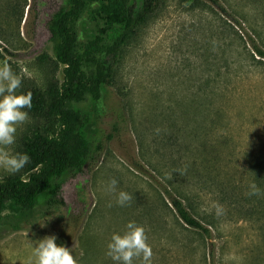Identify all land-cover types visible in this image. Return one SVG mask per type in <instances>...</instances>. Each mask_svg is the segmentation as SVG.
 <instances>
[{"label":"rangeland","instance_id":"obj_1","mask_svg":"<svg viewBox=\"0 0 264 264\" xmlns=\"http://www.w3.org/2000/svg\"><path fill=\"white\" fill-rule=\"evenodd\" d=\"M63 2L0 0V65L23 78L18 94L63 78L49 30ZM220 2L226 10L207 0H161L136 28L97 103L94 162L63 178L64 204L43 197L30 211L8 204L0 264H35L37 241L48 236L79 264H114L107 245L129 221L145 226L153 264H264V196L245 195L252 182L264 192V57L250 41L264 46V0ZM94 28L86 13L78 23L82 45ZM180 107L187 113L179 115ZM27 111L31 121L18 129L14 154H23L24 134L50 131L56 121L47 110ZM179 123L196 128L195 155L179 149ZM7 174L0 169V179ZM179 180L190 181L181 194L208 235L171 204L164 187L179 194ZM119 191L132 194L129 206L116 203ZM216 203L226 209L220 217Z\"/></svg>","mask_w":264,"mask_h":264},{"label":"trees","instance_id":"obj_2","mask_svg":"<svg viewBox=\"0 0 264 264\" xmlns=\"http://www.w3.org/2000/svg\"><path fill=\"white\" fill-rule=\"evenodd\" d=\"M207 1L226 10L220 0ZM160 2L64 0L55 10L49 21V30L54 42L55 61L62 65L63 78L53 81L47 88L29 86L24 94H33L30 109L33 113L47 110L56 121L50 131L35 128L22 136V152L30 156V163L21 172L0 179V215L10 203L21 211H30L41 197L49 205L65 203L60 196L63 178L84 172L94 162L98 147L94 127L98 121L97 103L104 96L106 86L113 82L121 51L136 28L158 9ZM86 13L95 28L92 38L82 45L78 23ZM250 41L255 52L264 57V46L253 37ZM185 113L187 109L180 107L179 115ZM197 136L193 125L179 123V149L183 146L195 155L199 150L194 141ZM183 161L179 157L180 175H185L188 168ZM184 181L179 180V194L167 186L164 190L181 219L208 235L210 229L183 199L181 193L190 183L188 181L186 185Z\"/></svg>","mask_w":264,"mask_h":264},{"label":"clouds","instance_id":"obj_3","mask_svg":"<svg viewBox=\"0 0 264 264\" xmlns=\"http://www.w3.org/2000/svg\"><path fill=\"white\" fill-rule=\"evenodd\" d=\"M22 82L23 78L16 74L7 62L0 65V169L8 174H15L30 163L28 154H14L10 151L11 146L16 143L18 129L31 121L27 110L33 106V94H18ZM168 179L172 177L169 175ZM117 184L118 181L112 178L107 190L116 192ZM248 188L246 196H264V192L255 182L250 183ZM132 200V194L119 191L116 203L124 207L129 206ZM213 208L217 217L226 213V209L219 203L214 204ZM56 239V236H48L37 241L35 264H79L70 248L58 245ZM106 256L111 258L114 264H153V248L145 226L129 221L123 233H113L107 245Z\"/></svg>","mask_w":264,"mask_h":264}]
</instances>
